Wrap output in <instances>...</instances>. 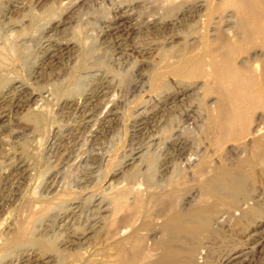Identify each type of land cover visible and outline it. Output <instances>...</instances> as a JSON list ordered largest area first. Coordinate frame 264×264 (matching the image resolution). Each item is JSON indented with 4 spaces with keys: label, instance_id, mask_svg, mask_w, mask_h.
I'll return each mask as SVG.
<instances>
[{
    "label": "bare ground",
    "instance_id": "obj_1",
    "mask_svg": "<svg viewBox=\"0 0 264 264\" xmlns=\"http://www.w3.org/2000/svg\"><path fill=\"white\" fill-rule=\"evenodd\" d=\"M5 1L0 0L4 16L9 0ZM141 1L147 9L141 26L147 31L163 33L168 26H183L187 31L182 47L177 48L174 55L170 49L163 50L156 70L149 76V90L157 92L155 97H149V101L155 103L149 114L144 109L145 100L134 103V106L131 104L133 111H128L131 106H127V112L123 113L105 110L95 119L94 110L89 107L93 97L98 94L106 96L107 91L114 88L110 86V79H105L106 73L101 75L103 72L99 69L111 68L115 61H122L119 45L136 25L134 7L126 3L114 6L110 15L96 18L93 22L80 15V21L97 29L94 32L95 42L82 43L84 60L80 63L78 60L79 64L76 63L78 65L75 64L69 71L59 70L53 76V82L37 96L32 91L28 92L30 78L35 81L47 70L52 72L66 50L75 45L69 39L43 35L58 30L56 25L49 26L56 16L51 9L45 12V25L38 20L42 14L33 12L28 15L29 19L25 20L24 16V20H17L18 24L6 29L9 32L16 28L14 31L2 32L4 35L0 33V114L4 117L6 108L14 112L24 111L23 120L38 134L36 144L35 141L33 143L35 147H32L36 155H32H40L41 149V156L46 155L47 158L61 151L62 142L68 135L73 136L72 131L85 129L93 121L102 126L100 130L94 126L93 131L105 132L106 123L117 120L133 122L134 128H140L154 117H159V113L173 107L176 109L177 104L181 105L191 98L190 104L178 112L180 118L171 129L174 134L168 141L169 145L160 146L156 150L157 155L151 157V163L163 160L160 156L166 148L174 151L171 158L179 160L181 170L195 166L199 176V201L190 208H184L194 196L188 192L187 198H183V193L179 191L182 186L162 193L161 189H150L154 185H147L149 190L145 187L141 192L139 187L142 185L133 188L132 185L112 187L111 184L102 187L99 194H89L87 187L81 185L77 193L55 194L62 174L59 169L71 158L66 150L61 151L58 157L57 168L40 176V184L31 189L32 185H23L28 177L30 162L25 163L14 155L13 160H9L12 163L8 170L0 175V180L11 181V185H0L6 191L0 196V264H197L201 242L207 239L210 242L214 235L218 238L217 229L228 223L235 230L245 227L243 237H247L246 243L217 256L216 264H229L238 259L247 264L254 260L264 264V255L259 249L263 239L255 234L264 227V210L260 206L264 203V0ZM190 36L193 38L188 39ZM27 37L37 38L31 62L20 56L19 41L22 38L20 42H26ZM13 39L20 40L16 43ZM106 43L113 48L109 60H103L99 52L95 54V45L99 49ZM26 59L29 61L31 58ZM168 77H172L182 89L172 94L164 93L163 90L170 87L169 80H166ZM131 82L133 92L139 88L141 93L143 83ZM190 89L192 93H189ZM116 96L112 94L107 103L112 106L118 100ZM63 115L74 120L75 129L70 130L55 121ZM190 125L197 129L199 135L196 154H186V140L184 143L180 138L183 131L192 130ZM147 149H130L120 161V169H115L113 174L124 173L121 168L145 156ZM149 153V157L156 154L153 151ZM89 160L99 165L106 162L104 154L93 152H89L82 163L85 165ZM124 179L127 181L126 177ZM108 189L111 191L106 192ZM18 199L21 203L13 204ZM152 204H155L153 207L160 206L161 210L157 207L156 212H149ZM82 212H94L97 221L87 225L84 220L81 224ZM155 217L160 219L158 225L154 223ZM98 224L100 227L96 230ZM61 230L70 231L65 238H60ZM155 230L160 236L151 247H147L146 233L143 232ZM94 232L104 233L106 246H109L96 254V258L85 247Z\"/></svg>",
    "mask_w": 264,
    "mask_h": 264
},
{
    "label": "rangeland",
    "instance_id": "obj_2",
    "mask_svg": "<svg viewBox=\"0 0 264 264\" xmlns=\"http://www.w3.org/2000/svg\"><path fill=\"white\" fill-rule=\"evenodd\" d=\"M39 1L40 0L38 1L37 0H16L15 2V0H9L8 2V0H6L5 2H8L6 4L8 7L7 10L11 13H9L10 14L9 15L8 11H6L7 13L4 16L3 14L4 10L0 7V12H1L0 17L4 19L3 21V19L0 18L1 20L0 33L3 32L5 34V33H10L11 31H14L16 28L7 32L9 27H11L12 25L18 24L17 23L18 21L20 22L21 20H24V16H26L25 20L29 19L28 17L33 12H36L38 15L39 13L43 15V16L40 15V18L38 20H39V23H41L40 21H42L43 22L42 25H45L46 23L45 19L47 21V14H45V12L47 13V10L49 11L51 9L57 17L54 15L55 17L53 20H51L49 26L54 27L56 25L58 27V30L55 31L56 33L55 32L47 33V34L43 33V35L46 36L48 34L49 35L52 34L51 36H53V38L55 39L72 40L73 42L72 45L74 44L75 47L68 48L66 50L67 52L64 51L66 53L63 54L59 62L56 63V65L52 68V72L50 70H47L46 74L45 73L44 75L42 74V77H40L38 80H35V81L30 78L28 85H27L28 92L32 91L36 96L38 94H41L43 92V88H46L47 84L51 83V81L53 80V76H55L59 70L62 72H65V70L69 71L76 63H78V60H79V63L84 60L82 56L83 53L81 52V47L83 46L82 43H85V42L86 44L94 43L96 39V34L94 32L95 31L97 32V29L96 28L92 29L90 25H85L84 21H80V18H81L80 15L82 16L84 15L86 20L89 18L87 21L93 22L96 18H103L105 16L110 15V13H112L114 6L120 3H123V4L126 3V5L130 4L132 5V7H134L133 14L136 19V25L133 26V30L127 36H124L123 40L121 41L119 45L118 49L121 52L122 61L120 60L115 61L114 65L112 64L113 66L111 68L103 67L102 69H99L103 72L101 75L106 73L107 77L105 79L106 80L107 78L110 79L108 80L111 83L110 86L114 88L113 90L109 89L107 91L109 93H107L106 96H104L103 94L102 95L98 94L97 96L93 97L92 101L90 102L89 107L93 108L94 110L93 118L95 119L96 117L99 118L101 116V112L105 110H114V111H117L118 113H121V112L123 113V111L125 112L129 108L127 106L132 107V105L134 106V103L136 104L137 102H140L141 100L143 101L145 100L144 101L145 103H143L144 109L146 111V114L147 113L149 114L150 109L154 108L155 106V103H152L151 101H149V97H155L156 96L155 93H157V92L152 93L149 90V76L152 72L156 70L157 62L159 61L163 50L170 49V51L173 54L174 51L177 50V48L178 49L181 48L182 45L185 43L186 39L184 38V35L187 32L185 28L183 26H180L179 28L178 27L173 28V27L168 26L169 28L166 29V31L164 30L165 33L164 32L157 33V32H152L150 30L147 31V29L141 26V22L147 16V12H144L147 10L146 5L144 3H141L142 2L141 0H43V1L41 0L40 2ZM19 2L20 4H18ZM82 3L83 5H81ZM17 5L20 7H18ZM26 7H28V9ZM84 16L82 17L83 19H85ZM91 31H93V33ZM28 36H30V34ZM193 36H190L188 39L193 38ZM28 38L30 37H27L26 42H23V43L20 42L22 41V38L21 40L13 39L14 40L13 42L16 41V43H18V41L20 40L19 41V44L21 45L20 46L21 48L20 56H22L23 60L25 59L26 62H31L35 54L34 46H36L37 38H33L34 40L32 38L28 40ZM84 40H88V41H84ZM95 46L97 47V48L95 47V54L96 52L101 53V56H103L102 57L103 60H109L111 58V55H112L111 53H112L113 48H111L109 44L107 43L103 44L101 45L102 47L99 46L100 47L99 49H98V45H95ZM26 58H29V59L31 58V59L28 61ZM169 60L171 61V59ZM78 64H76V66ZM48 74H51V75H48ZM41 78H44V80H42ZM48 79L50 80V82ZM166 80H169L168 82L170 84V87L168 89L163 90L164 93L172 94L173 92L182 89L180 85L175 84V81H173L174 79L172 77H168L166 78ZM131 81L138 82L139 85L143 83L142 90L140 91L141 93L138 92L139 88H136V90L133 92L134 86L130 84ZM128 87L130 88V90ZM128 91H131L132 93L130 94V92ZM189 93H192L191 89ZM112 94L117 95L116 97L118 99L113 104L114 106L113 105L111 106L110 103H107L108 100L111 98ZM132 100L134 101L132 102ZM189 100H186L187 104L186 102L181 105L177 104L176 109L175 107H173L172 110L167 109L164 112L159 113V115H157L159 117L157 116H156L157 118L154 117L153 119H151L152 121L149 120L148 121L149 123H146L145 126H141L140 128L139 127L134 128L133 122L130 123L127 121L122 122L120 120H117V121H111L110 123H106L108 127L103 128V130L104 129L106 130L105 132L93 131L94 126H95V129L97 130H100L102 127V126L100 127L99 125L97 126L96 122L94 123L93 121L88 124V126L90 125L92 127L87 126V128L85 129L82 128L78 132L72 131L73 136L68 135L65 141L62 142L64 146L61 145V148L62 147L63 148L62 149L60 148V150L63 152L65 150L66 152H70L71 158L68 162L69 164L67 163L63 168L59 169V171H61L62 174L60 175L58 179L59 187H58V190L55 192V194L60 195V194L69 193V192L77 193L79 190V186L81 187V185H85L87 187L86 190L89 194H99V191L102 187L105 188L107 185H111V184H112V187L113 186L115 187L118 185L119 186L132 185L133 188H135L136 185L138 187L142 185L139 187L141 192H143V189L145 187L147 188V190H149L147 185H154L155 189L153 186L150 189H153V190L161 189L162 193L170 192L173 187L174 188L177 187L179 189L182 186L179 189V191L183 193V198H187L189 193H192V195L194 196L190 200V204L184 205V208H190L193 205V203L196 204L199 201L200 196H199V188L197 184L199 181L198 180L199 176H198V173L196 172L195 166L187 170L184 169L185 171L181 170L182 168L178 167L180 163L177 161L179 160L171 158V155L172 153L174 154V151L172 149L166 150V148L162 152V156H160V158L163 157V160L161 158V159H158L159 162L156 160L153 163H151V160H152L151 157L154 158V156L157 155L156 150L160 146L163 147L165 144H166L165 147L169 145L168 141L171 138V135L174 134L173 130L171 131V129L174 128L176 124H178V121L180 118L179 113L181 112L182 107L184 108L185 105L190 104ZM129 101L131 102L128 103ZM156 106L158 107L160 105H156ZM178 106L180 107L179 109H178ZM131 107L128 111H133V107L132 108ZM139 107L140 105L138 106V108ZM22 114H24V111L23 113L14 112L8 108L4 110V117H3V114H0V116H2V118L0 119V172H1L0 175L4 173V171L6 172L8 170L10 166L9 164L12 163L10 161L15 155V157L17 158L19 157L23 159L24 161H26L25 163L29 164L30 162L29 164L30 167H28L29 169L27 168L29 170L28 171L29 178L27 177L24 180L23 185H32L31 189H33L34 185L40 184V181L42 180L40 176H44L46 172L48 173L54 170L55 168H57L56 165L59 162L58 161L60 158L59 156L62 152L60 151L58 152L59 154L57 153L53 156H48L46 158V155H43V157L41 156L42 151L40 149L39 150L40 155H38L39 157L33 156V155H36V151L32 147H35L36 140L38 139V134L36 131L33 130L34 131L33 132L31 128L28 127V124L23 120ZM102 114L106 115V113H102ZM66 115H63L60 117L58 116L57 117L58 119H55V121L58 123L60 122L59 124L62 126L63 125L67 126L68 129L70 130L75 129L73 127V124L75 123L73 122L74 120H72L70 116L66 117ZM190 128H192V125H190ZM29 129L32 131L31 134H29L31 132ZM196 130L197 129L194 128L193 126L192 130L190 129V131H183V133L180 135V138L184 141V143L186 140V152H187L186 154H196L198 150L197 148H198L199 135ZM12 131H13V134H12ZM14 133L16 134L14 135ZM32 134H34V136ZM30 135H31V138L29 137ZM35 136H36V139H35ZM34 141H35V144H33ZM152 143H154L155 146L154 145L151 146ZM58 144H59L58 146H60L61 142H59ZM136 147H142L144 149L148 148L146 150L145 156H143L140 159H137L134 162V164L127 166L125 168H121L124 173L113 174L115 169H118V168L120 169L121 167L120 161L124 160L125 155L126 156L128 155V153L130 152V149L136 148ZM31 150L32 151L34 150L33 151L34 153ZM147 151L149 152L153 151L156 154L151 153L154 155L149 157L148 155L149 152ZM30 152L32 153L30 154ZM89 152L104 154L106 162L104 161L102 165L101 164L99 165L89 160L84 165L82 163V160L85 157L89 156ZM163 155H165L166 157ZM165 163H166V167H164ZM109 164L110 165L112 164L111 168ZM174 167L175 168L177 167V168L174 169ZM124 177L127 178V181H129L128 179H131L132 181L131 182L129 181L130 183L128 182L129 183L128 184L127 181H125L126 179H124ZM107 179L108 181L105 183V180ZM81 180L83 182H81ZM0 185H11V181L1 179ZM153 190L151 192L154 193ZM109 191L111 190L110 189L106 190V192H109ZM5 192L6 191L2 187H0V196L4 195ZM30 192L31 191H29V193ZM19 200L20 199H18L17 203L15 202L13 204L19 205V203H21V200L20 201ZM154 205L152 204L151 208L149 206L150 208L149 212L153 211L152 213H154L157 207H159L157 208V210H161L160 206L153 207ZM260 206H261V209L264 210V203H261ZM82 213H84V215L80 216L81 224H83L84 220L87 221L88 223L87 225H91L92 223L94 224L95 221H97V217H95L97 215L94 212H82ZM94 218L96 220H94ZM155 218H156L154 219L155 221L154 220L153 221L154 223H156L155 225H158L160 219L159 217H155ZM91 219L94 222H92ZM100 224H98V227L95 228L96 230H99ZM228 224L222 227L220 229L221 231L217 229L216 235L218 236L220 235L218 238L214 235L213 237L215 238L214 239L211 238L210 242H209V239H207L206 241L203 240L202 241L203 245L201 242L198 248V256L200 258L199 257L197 258L198 259L197 262L199 261L197 264H216L218 262L217 259L220 254L227 252L228 250H231L238 246H242L244 243H246L245 239L247 237L246 236L243 237V235H245V232H244L245 227L240 228V229L236 228L235 230L234 228L233 229L231 228L233 227L231 224H230L231 226ZM263 228L264 227H262L255 233V234L258 233L257 237H260L261 239H263V242L261 240L262 248L261 247L259 248L262 256L264 255V229ZM218 230L220 231L219 232L220 234L218 233ZM68 231L70 230H66V231L61 230L60 234H62L63 236L60 235L61 236L60 238L62 237L65 238L67 236L66 234L68 233ZM157 232L158 230L143 232L144 234L146 233L145 235L146 237L144 238H146L145 245L147 247H151L153 243L159 238L160 234L159 232L158 233ZM149 233H151V235ZM90 235L92 236V239L90 238L88 240L89 243L87 242L86 243L87 245L85 247L96 258V254L102 253L101 251H104L109 246H106L108 245V243L104 239L105 237L103 236L104 233L102 234L101 232L100 233L94 232L93 234H90ZM99 257L100 256H98L97 258ZM256 262L257 260L256 261L254 260V262L251 264H256ZM229 264H247V262H240V260L238 259V260L232 261Z\"/></svg>",
    "mask_w": 264,
    "mask_h": 264
}]
</instances>
